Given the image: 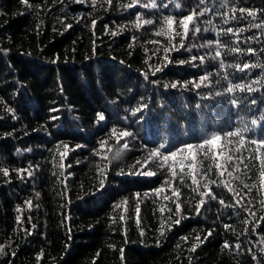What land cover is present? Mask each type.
Wrapping results in <instances>:
<instances>
[{
    "label": "trees",
    "instance_id": "trees-1",
    "mask_svg": "<svg viewBox=\"0 0 264 264\" xmlns=\"http://www.w3.org/2000/svg\"><path fill=\"white\" fill-rule=\"evenodd\" d=\"M152 3L0 0V264H264V0Z\"/></svg>",
    "mask_w": 264,
    "mask_h": 264
},
{
    "label": "snow or ice",
    "instance_id": "snow-or-ice-1",
    "mask_svg": "<svg viewBox=\"0 0 264 264\" xmlns=\"http://www.w3.org/2000/svg\"><path fill=\"white\" fill-rule=\"evenodd\" d=\"M22 2L25 3V4H27V3H28V0H22ZM78 2H80V0H78ZM109 2H110V0H109ZM92 3H93V6H94L95 3H96V0H92ZM130 6H131V5H130ZM145 7H155L154 0H153V3H152V4H150V5H145ZM193 15H194V13H193L192 15L187 16L186 19H185V21H182V24L185 26V28H187V22H188V21H191V20L193 19ZM167 22H168V23H171V20L169 19ZM145 23H152V21H145ZM138 26H139V18H138ZM68 27H71V26L69 25ZM229 31H231V29H229ZM217 55H220V53L217 52ZM193 59H195V58H193ZM181 63H183V62H181ZM244 67L247 68L248 65H245ZM159 70H160V69H157V71H159ZM197 86H198V85H197ZM171 87H177V84H176V83H173V84L171 85ZM236 87H238V88H240L241 90H243V87H244V86L237 85ZM249 90H251L250 87H249ZM227 91H228V92H232V91H233V88H232V87H229V88L227 89ZM145 107H146V106H145ZM140 110H141V109L138 108L136 111H140ZM52 111H56V109H52ZM98 118H99V120H103V119H104L103 114H99V113H98ZM52 119H56V117H52ZM252 123L255 124L256 121H252ZM112 135H113V136H117V131H116V129H113V130H112ZM130 135H131V133H129V132H127V131H123V132H120V133L118 134L119 138L128 137V136H130ZM226 135H227V136H234V135H235V136H240L241 133H240L239 131H237V132H229V133H227ZM119 138L117 139V143H119ZM221 139H222V138H221L220 136H218V135H214L211 139H207V140L203 141V143H201V144H199V145H195V146H194V145H192V144H187V145H185V149L190 150V149H192L193 147H198L199 149L203 150V149L205 148L206 145L214 144L216 141H219V140H221ZM106 143H107L106 141H102V142H101V146L104 147V145H105ZM251 143L256 144L257 141H256V140H252ZM259 143H260L262 146H264V139H261V140L259 141ZM127 147H128V145L125 143V144L123 145V148H127ZM185 149H179L178 151H184ZM117 155H119V152H117ZM150 155L153 156V157H157V156H161L162 154L160 153L159 150H153V152H152ZM176 155H177V152H176V151H173V152L169 153L168 155H163L162 158H163L164 161H168L170 158H175ZM205 155H206V153H205ZM229 159H231V157H229ZM137 163H140V161H137ZM261 164L264 165V160L261 161ZM217 167H220V165L218 164ZM3 171H4V174H5V175L8 174V170H7V169H4ZM22 171H26V170H22ZM27 174L30 176V175H31V172H28ZM143 174L146 175V176H152V175H154L155 173H153V172H151V171H148V172H144ZM221 174H223V173H221ZM229 174L231 175V173H229ZM173 175H175V172H173ZM261 175L264 176V172H261ZM194 182H195V181H194ZM102 183H103V182H101V184H102ZM210 183H215V181H210ZM225 186H226V187L228 186L227 183H225ZM205 187H207V185H205ZM245 187H248V186L245 185ZM229 191H233V189L229 187ZM205 194H207V193H205ZM236 194L238 195V193H236ZM137 195H139V194H137ZM174 195H176V193H174ZM29 203H30V202H29ZM221 203H223V201H221ZM237 203H239V201H237ZM177 207H179V206L177 205ZM137 211H138V209H137ZM177 222H178V221H177ZM225 227L227 228L228 225H225ZM161 234H163V232H161ZM197 239H199V238H197ZM225 247H227V244L225 245ZM0 250H2V249H0ZM192 250L195 251V247H193Z\"/></svg>",
    "mask_w": 264,
    "mask_h": 264
}]
</instances>
